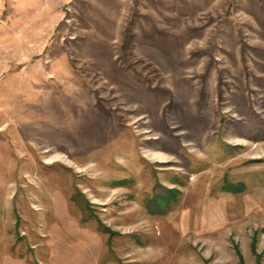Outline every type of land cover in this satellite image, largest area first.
<instances>
[{
  "label": "rangeland",
  "instance_id": "374dc122",
  "mask_svg": "<svg viewBox=\"0 0 264 264\" xmlns=\"http://www.w3.org/2000/svg\"><path fill=\"white\" fill-rule=\"evenodd\" d=\"M0 264H264V0H0Z\"/></svg>",
  "mask_w": 264,
  "mask_h": 264
}]
</instances>
